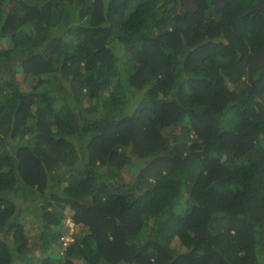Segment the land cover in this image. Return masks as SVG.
I'll use <instances>...</instances> for the list:
<instances>
[{
	"label": "trees",
	"instance_id": "1",
	"mask_svg": "<svg viewBox=\"0 0 264 264\" xmlns=\"http://www.w3.org/2000/svg\"><path fill=\"white\" fill-rule=\"evenodd\" d=\"M259 1L0 0V264H264Z\"/></svg>",
	"mask_w": 264,
	"mask_h": 264
},
{
	"label": "water",
	"instance_id": "2",
	"mask_svg": "<svg viewBox=\"0 0 264 264\" xmlns=\"http://www.w3.org/2000/svg\"><path fill=\"white\" fill-rule=\"evenodd\" d=\"M213 1L216 5V8H222L225 6V0H213ZM183 3L186 6V8H188L189 10H194L196 8L195 0H183ZM260 9H264V0H260L254 8V10H260ZM258 58L263 60V63L261 65L264 68V44L259 48V50L255 54V61H258Z\"/></svg>",
	"mask_w": 264,
	"mask_h": 264
},
{
	"label": "rangeland",
	"instance_id": "3",
	"mask_svg": "<svg viewBox=\"0 0 264 264\" xmlns=\"http://www.w3.org/2000/svg\"><path fill=\"white\" fill-rule=\"evenodd\" d=\"M218 9H220V8H218ZM258 62H260V64H262L263 63V60H261L260 58H258ZM124 173H125V177L127 179H130L131 177L133 178V175L135 174V172L132 169H130L128 166H125L124 167ZM72 230H73V225H72V227H70V225H69V230H68V233L66 234L67 238L69 237L68 241L70 240V234H71ZM32 251H35V249H33Z\"/></svg>",
	"mask_w": 264,
	"mask_h": 264
},
{
	"label": "built area",
	"instance_id": "4",
	"mask_svg": "<svg viewBox=\"0 0 264 264\" xmlns=\"http://www.w3.org/2000/svg\"><path fill=\"white\" fill-rule=\"evenodd\" d=\"M70 227H72V223H70ZM69 239V238H68ZM64 244H66V241L64 242Z\"/></svg>",
	"mask_w": 264,
	"mask_h": 264
}]
</instances>
